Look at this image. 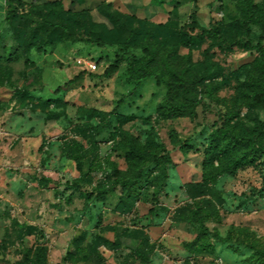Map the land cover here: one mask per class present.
I'll use <instances>...</instances> for the list:
<instances>
[{
	"label": "rangeland",
	"instance_id": "rangeland-1",
	"mask_svg": "<svg viewBox=\"0 0 264 264\" xmlns=\"http://www.w3.org/2000/svg\"><path fill=\"white\" fill-rule=\"evenodd\" d=\"M262 51L264 0H0V264H31L41 246L44 264H253L264 153L214 185L204 163L222 127L258 139ZM170 86L189 106L167 117ZM165 148L162 190L100 195Z\"/></svg>",
	"mask_w": 264,
	"mask_h": 264
},
{
	"label": "trees",
	"instance_id": "trees-1",
	"mask_svg": "<svg viewBox=\"0 0 264 264\" xmlns=\"http://www.w3.org/2000/svg\"><path fill=\"white\" fill-rule=\"evenodd\" d=\"M251 5V6H250ZM250 12L255 13L257 6L253 4H249ZM13 13L12 8L8 11V18ZM51 42L47 41L42 47L49 46ZM40 49V48H39ZM261 51V50H260ZM264 54V51H262ZM118 65L115 63L111 65L104 73L105 76H110L117 72ZM81 78V75L76 76L74 79L70 80L63 86L59 87L56 92H60L64 89H67L73 83H76ZM142 80L144 77H141ZM146 78V77H145ZM160 83V82H159ZM257 93L253 99V103L257 107L264 108V65L262 66V72L260 79L256 85ZM176 96V87L170 86L167 89L166 93V100L165 102L158 105V111L163 113L164 115L167 114V117H171L174 114L179 113V111L184 108L188 107L189 105L185 103H178L175 102ZM123 101L120 100L118 105H122ZM118 107V106H117ZM258 131V139L255 140L253 138H249L246 136H242L239 133L234 132L233 130L222 127L218 132L212 135L207 152V159L204 163V167L206 170V182L209 185H214V183L227 171H231L233 168L235 169L239 165L253 160L256 156L264 153V122L259 123L256 127ZM129 141V150L128 154L131 158L136 159H147L149 157L147 155L142 154V152L136 148L135 144L132 142V139H128ZM131 142V143H130ZM178 146L180 149H185L186 147L190 146V140H186L185 142L179 143ZM238 155L235 162L229 166L219 167L218 169L214 170V166L216 163L220 162L223 163L224 159L230 156ZM150 161L153 163L152 167L148 170L141 169L137 172V174L133 177H126L120 175L119 171L115 172V180L113 185L107 189H100L99 193L103 197L113 194L116 187H122L126 190V198H139L141 188L139 185L143 180L150 181L152 187L156 190H162L165 184V181L168 178V168L170 166H174L175 163L172 159L171 153L166 148L162 150V152L154 154ZM208 173V175H207ZM147 178V179H146ZM45 188L48 189L49 185L53 183L51 179H46ZM73 189L79 187V183H74L71 186ZM125 207L127 206V199L124 201L123 204ZM46 248L41 246L39 249V254L36 257L35 261H32L31 264H44L45 263V256H46ZM138 256L146 257L143 253L138 252ZM254 259L256 261L253 264L257 263H264V251L256 250L254 252ZM68 257L64 259V263L67 264Z\"/></svg>",
	"mask_w": 264,
	"mask_h": 264
},
{
	"label": "built area",
	"instance_id": "built-area-1",
	"mask_svg": "<svg viewBox=\"0 0 264 264\" xmlns=\"http://www.w3.org/2000/svg\"><path fill=\"white\" fill-rule=\"evenodd\" d=\"M89 67H90L91 69H96L97 66H96L95 64L90 63V64H89Z\"/></svg>",
	"mask_w": 264,
	"mask_h": 264
}]
</instances>
